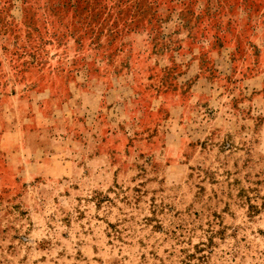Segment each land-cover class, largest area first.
<instances>
[{"label":"rangeland","instance_id":"374dc122","mask_svg":"<svg viewBox=\"0 0 264 264\" xmlns=\"http://www.w3.org/2000/svg\"><path fill=\"white\" fill-rule=\"evenodd\" d=\"M0 264H264V0H0Z\"/></svg>","mask_w":264,"mask_h":264}]
</instances>
